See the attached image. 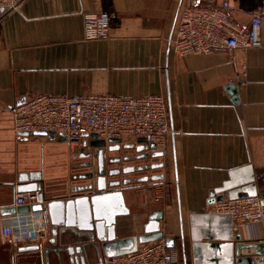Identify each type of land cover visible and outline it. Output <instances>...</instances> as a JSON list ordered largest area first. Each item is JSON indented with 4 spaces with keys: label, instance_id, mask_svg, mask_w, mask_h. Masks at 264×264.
<instances>
[{
    "label": "crops",
    "instance_id": "obj_1",
    "mask_svg": "<svg viewBox=\"0 0 264 264\" xmlns=\"http://www.w3.org/2000/svg\"><path fill=\"white\" fill-rule=\"evenodd\" d=\"M188 3L200 0H20L17 10L0 15V208L12 206L20 173L40 174L49 201L75 195L91 170L82 167L84 136L70 148L60 136L18 135L15 106L37 96L160 95L170 131L164 156L130 176L123 191L129 215L118 219L117 238L142 234L148 215L162 210L174 264H234L236 235L264 242V224L234 235L227 216L209 213L212 200L264 193V0H230L235 24L261 16L260 48L178 57L169 38ZM99 13L110 15L109 37L86 40L83 16ZM142 177L147 181L138 182ZM47 226L33 252L4 242L0 229V264H69L65 253L47 249L55 247ZM65 244L76 246L73 239Z\"/></svg>",
    "mask_w": 264,
    "mask_h": 264
},
{
    "label": "built area",
    "instance_id": "obj_2",
    "mask_svg": "<svg viewBox=\"0 0 264 264\" xmlns=\"http://www.w3.org/2000/svg\"><path fill=\"white\" fill-rule=\"evenodd\" d=\"M20 0H0V15L18 8ZM230 0L214 4L200 0L184 5L173 26L169 44L178 57L188 55H232L236 50L260 48L262 18L253 14L245 26L232 20ZM111 18L107 13L83 16L86 40H106ZM12 127L16 134L32 138L36 132L55 133L70 148L84 135L99 140H118L121 144L145 142L152 145L149 153L164 152L169 136L165 99L160 95L121 97L109 94L86 96H37L25 100L12 110ZM156 188L154 198H160ZM41 191L15 193L14 208L44 205ZM227 216L231 232L264 224V193L256 192L240 198H222L209 211ZM47 218L43 211H29L1 219L2 239L11 246L36 245L45 237ZM174 254L164 239L139 244L133 253L103 258V264H174Z\"/></svg>",
    "mask_w": 264,
    "mask_h": 264
},
{
    "label": "water",
    "instance_id": "obj_3",
    "mask_svg": "<svg viewBox=\"0 0 264 264\" xmlns=\"http://www.w3.org/2000/svg\"><path fill=\"white\" fill-rule=\"evenodd\" d=\"M231 92L235 87H228ZM236 101V98L233 99ZM25 135V134H22ZM35 135L48 136L56 139L55 133L36 132ZM64 141L65 139L62 138ZM87 141V142H86ZM134 145H121L118 140H99L95 135H84L82 147H87L89 153L86 156L90 162L86 167H94L93 173L82 175L86 184L75 188V195L68 199H53L45 201L44 205H33L14 208L7 206L0 208V216L6 217L16 213L23 214L31 211H43L53 236L56 254L65 253L69 264H90L89 257L96 261L92 264H103V258H114L120 255L135 252L139 244L164 239L167 248L174 247V238L164 236L160 228L163 219L162 210L152 211L143 224L142 234L117 238L116 230L118 219L129 215L125 206L123 191L133 182L130 178L136 172L147 171L148 162L164 156L162 152L149 153L147 145L143 141ZM121 146L126 149H134L136 155H126L122 158L109 156L110 153L120 151ZM79 152H82L80 149ZM82 156V155H81ZM145 163L136 166L129 165L117 168L123 162ZM162 165V164H161ZM152 166L151 168H153ZM162 167V166H160ZM162 176H153L151 180L161 179ZM40 174L20 173L15 186L17 193H28L41 190ZM147 181V177L138 178V182ZM222 198L215 201H220ZM73 239L76 246H69L67 240ZM234 264H264V242L243 243L241 235H236ZM245 245V246H244ZM21 252L38 251V245L22 246ZM244 252V254H243ZM246 253V254H245ZM253 256V258H252Z\"/></svg>",
    "mask_w": 264,
    "mask_h": 264
},
{
    "label": "flooded vegetation",
    "instance_id": "obj_4",
    "mask_svg": "<svg viewBox=\"0 0 264 264\" xmlns=\"http://www.w3.org/2000/svg\"><path fill=\"white\" fill-rule=\"evenodd\" d=\"M123 145H129L128 143L127 144H123ZM80 149L82 150V152H80L81 154L80 155H82L81 156V159H82V167L83 168H86V169H88V168H94V167H86V164L88 163V162H90V158H87V157H83V156H86L88 153H89V151H88V148L86 147H82V145H80ZM132 150H134V149H126V148H123V146H121V148H120V151H118V152H116V153H110L109 154V156H111V157H115V158H122L123 156H126V155H134V154H130V153H128L129 151H132ZM135 152V151H134ZM113 154H116V155H113ZM136 155V154H135ZM135 162H137V161H135ZM140 165H142V163L141 164H139V165H136V166H140ZM119 166V165H118ZM117 168H120V167H117ZM92 170V169H91ZM91 170H89L87 173H93V171H91ZM86 173V174H87ZM9 244V243H8Z\"/></svg>",
    "mask_w": 264,
    "mask_h": 264
},
{
    "label": "rangeland",
    "instance_id": "obj_5",
    "mask_svg": "<svg viewBox=\"0 0 264 264\" xmlns=\"http://www.w3.org/2000/svg\"><path fill=\"white\" fill-rule=\"evenodd\" d=\"M76 165H77V164H76ZM91 169H92V168H91ZM76 171H77V172H80V171H81L80 173H83V172H84V170H81V169H77ZM85 171H86V170H85ZM91 171H93V172H94V170H93V169H92ZM76 179L79 181V179H78V178H76ZM4 242H5V241H4Z\"/></svg>",
    "mask_w": 264,
    "mask_h": 264
}]
</instances>
